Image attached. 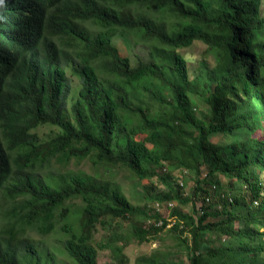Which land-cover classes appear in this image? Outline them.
<instances>
[{"label":"trees","instance_id":"obj_1","mask_svg":"<svg viewBox=\"0 0 264 264\" xmlns=\"http://www.w3.org/2000/svg\"><path fill=\"white\" fill-rule=\"evenodd\" d=\"M119 31L150 59L133 66ZM195 41L215 63L191 77L179 50ZM86 158L165 188L142 208L111 180L63 171ZM182 170L190 196L173 184ZM263 172L264 0H0V264L123 257L122 236L97 242L98 227L125 220L149 241L171 224L155 204L173 202L193 207L172 208L187 264H264ZM158 255L135 264H186Z\"/></svg>","mask_w":264,"mask_h":264},{"label":"rangeland","instance_id":"obj_2","mask_svg":"<svg viewBox=\"0 0 264 264\" xmlns=\"http://www.w3.org/2000/svg\"><path fill=\"white\" fill-rule=\"evenodd\" d=\"M113 44L118 52L123 56H129L132 65L135 66L141 61H147L150 59L149 48L145 44L139 43L134 36L126 32L119 31L113 38ZM179 52L185 56L188 60V65L190 69L191 77H195L201 69V63L206 61L207 64L212 67L214 66V58L207 50V45L201 41H195L194 44L188 48L180 49ZM75 80L78 79L75 77ZM39 134L43 137L44 140L52 138L57 129L54 126L44 125L38 128ZM220 136L217 135L215 140L220 141ZM229 142V137L227 139ZM207 171L206 168H204ZM72 171V172H85L88 174H98L104 179L111 180L119 184L126 196L137 206L142 208L146 207L149 202L147 201L146 196H153L158 190L164 189L163 184L156 185L155 179H140L136 175L132 174L128 169L122 168L121 166L108 167V170L105 169L103 165L95 166L93 161L90 158H86L82 161L74 160L69 166L63 168V171ZM164 169H160L163 172ZM175 179L173 184L177 187L180 185V195L190 196L192 190L195 187L196 176L192 175L187 170H182L180 172H175ZM261 175V180L264 184V172ZM184 176V178H183ZM184 182V185H182ZM182 187V188H181ZM156 188V189H155ZM211 202V201H210ZM154 204L151 203L150 210L154 213ZM174 209L180 213L189 214L193 212V207L191 203L184 204L181 202H173ZM201 201H198V208L201 206ZM172 206V205H171ZM162 218H168L171 221V224L168 227L157 234L155 237L150 238L149 241L140 243L137 239L130 238V222L125 220H117V227L114 230L110 227H98V232L96 233L95 240L97 242H106L110 240V236L114 232H118L122 236L123 240L119 241L120 244L125 243L124 255L123 257L116 258L113 254L111 248L99 249V264H135L137 259L141 256H150L152 254H159L162 256L170 257V259L179 260L180 258L184 259V262L188 263L187 252L184 246L179 245L180 241L178 236L181 234L179 231H173L172 226L175 221V216H173V209H171L167 204L162 205L158 209ZM187 236V234H185ZM50 242L53 245H58L54 236H50ZM61 260H68L65 256Z\"/></svg>","mask_w":264,"mask_h":264},{"label":"built area","instance_id":"obj_3","mask_svg":"<svg viewBox=\"0 0 264 264\" xmlns=\"http://www.w3.org/2000/svg\"><path fill=\"white\" fill-rule=\"evenodd\" d=\"M182 183H183V182H182ZM171 205H172V206H171ZM168 206L172 209V208L174 207V204H173V203H169ZM155 207H156V210L158 211V209H159L160 207H162V204H160V203H156V204H155ZM160 224H162V222H160L159 225H160Z\"/></svg>","mask_w":264,"mask_h":264}]
</instances>
